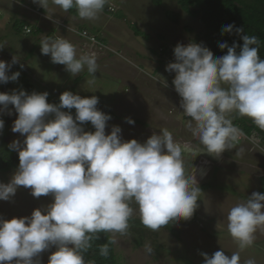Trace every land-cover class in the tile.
I'll return each mask as SVG.
<instances>
[{
  "label": "clouds",
  "instance_id": "obj_1",
  "mask_svg": "<svg viewBox=\"0 0 264 264\" xmlns=\"http://www.w3.org/2000/svg\"><path fill=\"white\" fill-rule=\"evenodd\" d=\"M49 2L65 12L75 8L83 20L98 19L110 4V0H33L46 11ZM26 29L24 33L31 35ZM234 29L237 34L244 32L232 24L224 26L222 33ZM240 38L242 46L220 43L221 50L227 49L220 57L202 44H178L175 62L165 69L175 73L172 84L181 98L183 115L190 118L189 131L215 158L233 149L242 135L229 114L247 117L264 131V59L259 56L256 36ZM40 46L41 54L50 55L52 63L64 65L72 76L85 66L95 76L98 64L94 52L78 56L75 46L63 37L46 36ZM16 63V57L11 64L0 60V84L18 81L20 72L7 74ZM48 96L47 92H0V113L11 115L9 105L14 106L18 118L12 132L26 137L22 143L15 140L8 146L18 151L19 167L9 183H0V201H10L21 186L31 189L35 198H53L30 217L0 218V264H41L37 258L53 247L56 251L48 264H85L84 252L93 238H100L98 233H111L109 243L113 244L116 234H127L134 214L132 202L138 206L141 223L152 231L192 218L201 192L196 186L197 172L205 173L194 167L193 174H186V146L176 142L167 128L144 143L124 141L119 126L106 134L112 117L98 110L97 96L82 98L65 91L59 104L48 103ZM63 109H75V117ZM87 122L94 132L81 126ZM126 123L134 125L135 121L126 118ZM4 126L0 119V132ZM242 153L240 149L237 154ZM258 229L264 230V194L254 192L229 210L227 231L243 251L253 244ZM144 247L147 254L153 252L150 244ZM100 255H109L107 243L100 246ZM200 255L203 264H240L239 252L230 258L223 250ZM245 264H255V260L248 259Z\"/></svg>",
  "mask_w": 264,
  "mask_h": 264
},
{
  "label": "rangeland",
  "instance_id": "obj_2",
  "mask_svg": "<svg viewBox=\"0 0 264 264\" xmlns=\"http://www.w3.org/2000/svg\"><path fill=\"white\" fill-rule=\"evenodd\" d=\"M106 6L110 12H102L96 20H83L75 8L65 12L51 2L46 11L33 0H0V44L4 47L0 49V60L11 64L16 57L18 63L7 74L21 73L18 81H10L7 87L0 84V92L11 94L13 90L27 89L29 95L47 92L50 104H59V97L65 91L82 98L97 96V108L115 116L108 121L106 134H111L113 126H119L124 141L135 139L144 143L154 133L159 135L167 128L176 142L186 146L183 152L186 174H193L194 167L205 173L201 176L197 172L199 185L196 186L201 192L194 223L175 226L178 239L161 227L155 231V238L140 245L132 236L116 234L114 244L119 264H203L200 253L211 256L219 250L229 258L239 252L240 264L248 259L264 264V230L258 229L253 244L243 251L227 231L229 210L246 202L252 193H263L264 145L255 137L245 139L241 135L242 141L219 158L207 154L187 127L190 118L183 115L181 98L172 84L175 73L165 70L170 62H175L174 48L193 43L198 35L205 33L203 25L189 18L176 3L166 0L161 7H156L153 0H110ZM167 12L180 16L178 25L165 18ZM16 23L18 29L27 27L32 34L18 33L14 29ZM134 26L141 33L138 37ZM83 32L104 47L101 53L98 46L87 45L88 41L79 36ZM46 36L67 39L75 46L78 56L95 52L98 64L95 76L88 73L86 66L77 76H72L64 65L52 63L50 55L41 54L40 44ZM9 109L11 115L0 113L5 123V135L0 132V140L7 146L15 140L22 143L26 138L12 132L18 113L12 105ZM63 111H70L75 117V109ZM237 116L231 113L228 118L234 123ZM126 118L135 124L126 123ZM81 126L85 131H95L91 122ZM240 149L243 153L237 154ZM12 151L19 163L18 151ZM17 169L13 166L8 172H0V183H9ZM203 187L209 188L203 190ZM52 202L51 196L35 198L31 189L21 186L10 201H0V218L30 217L35 209L46 208ZM130 206L134 209L131 218L140 219L138 206L134 202ZM146 244L152 247L151 254L145 252ZM55 251L53 247L37 259L48 264L49 256Z\"/></svg>",
  "mask_w": 264,
  "mask_h": 264
},
{
  "label": "trees",
  "instance_id": "obj_3",
  "mask_svg": "<svg viewBox=\"0 0 264 264\" xmlns=\"http://www.w3.org/2000/svg\"><path fill=\"white\" fill-rule=\"evenodd\" d=\"M153 1L156 7H161L164 0ZM166 1L176 3L182 12H184L189 18L197 20L203 25L205 33L203 35H198L192 42L207 47L213 52L214 56L220 57L227 54V49L221 50L219 48L220 43H227L230 47L234 43L242 46L243 40L240 38L241 35H254L259 40V56L261 59H264V0ZM103 12H108L107 6H105ZM165 18L175 25H178L180 21V16L172 12H167ZM18 24L19 23H16L14 25V29L18 33H21L23 32V28L19 27L18 29ZM232 24L237 28H243L244 32L242 34H237L234 29L232 33H222L224 26ZM133 30L137 37L141 35L135 26ZM164 52L166 53L167 49H165ZM26 92H29V90L27 89ZM102 112L110 115L112 119H115V116L112 113L107 111ZM233 124L241 130L246 138L255 137L264 145V131H261L253 122L238 115L234 119ZM236 144H239V142ZM0 146L5 147L6 149L5 151L0 147V172H8L13 166L19 167V163L16 162L15 153L8 148L6 142L2 139L0 140ZM207 188L209 187H203V190H207ZM262 194H264V190ZM197 209L191 219L180 220L179 222L173 221L163 228L168 230L178 239L179 235L175 230V226L183 223H194L197 218ZM154 234L155 231L145 227L140 219L130 218L127 235L134 237L139 245L155 238ZM97 235L100 238H93L90 241L91 247L84 252L85 264H119L115 244L109 243L112 238L110 233H98ZM106 243L109 246V255L107 257H102L100 255V246Z\"/></svg>",
  "mask_w": 264,
  "mask_h": 264
},
{
  "label": "built area",
  "instance_id": "obj_4",
  "mask_svg": "<svg viewBox=\"0 0 264 264\" xmlns=\"http://www.w3.org/2000/svg\"><path fill=\"white\" fill-rule=\"evenodd\" d=\"M26 32L28 33V34H30L31 33V31L29 30V29H26ZM79 36L81 37V38H83V39H85V40H87L88 42H87V45H94L93 47H95V45H96V47L98 46V48H97V50L101 53L102 52V50H103V46H101L98 42H97V40L95 39V38H90L89 36H88V34L86 33V32H83V33H80L79 34ZM84 51H86V50H84ZM98 52V53H99ZM95 53V52H94ZM96 54V53H95ZM243 135V134H242ZM244 136V135H243ZM245 137V136H244ZM245 139H246V137H245ZM242 141V137L240 136V138H239V141L238 142H241Z\"/></svg>",
  "mask_w": 264,
  "mask_h": 264
},
{
  "label": "flooded vegetation",
  "instance_id": "obj_5",
  "mask_svg": "<svg viewBox=\"0 0 264 264\" xmlns=\"http://www.w3.org/2000/svg\"><path fill=\"white\" fill-rule=\"evenodd\" d=\"M3 86H7V84H4ZM3 139H4V140H6V138H5V137H4ZM15 158H17V157L15 156ZM12 168H13V167H12ZM12 168H11V169H12Z\"/></svg>",
  "mask_w": 264,
  "mask_h": 264
}]
</instances>
